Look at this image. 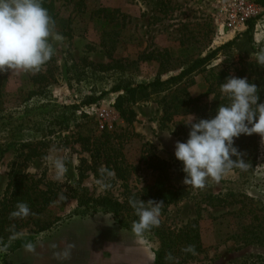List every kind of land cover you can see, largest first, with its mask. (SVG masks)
<instances>
[{"label": "rangeland", "instance_id": "374dc122", "mask_svg": "<svg viewBox=\"0 0 264 264\" xmlns=\"http://www.w3.org/2000/svg\"><path fill=\"white\" fill-rule=\"evenodd\" d=\"M99 7L115 10L107 34H103L101 19L94 12ZM56 8L60 17L70 18L71 29L68 35L53 30L62 39L50 38L54 49L51 59L38 72L0 73V200L8 164L17 158L21 145H28L24 152L35 148L40 155L26 161L24 171L39 178L43 188L47 185L59 192L37 218H62L42 230L23 225L10 237L0 239V249L5 250L0 251V264H152L150 258L159 247L154 231L136 236L132 229L116 224L108 212L85 214L70 197L80 181L81 159L90 164V155L75 141V133L99 131L97 117L85 112L89 106L107 109L103 111L112 121L109 131H114L113 142L115 147L119 144L129 165L125 182L105 165H98L96 171L84 168L87 176L81 185L91 195H110L122 201L130 192L140 193L142 199L143 189L157 177L144 154H154L166 162L169 183L188 191L181 201L161 205L157 227L174 229L192 220L199 224L204 250L180 264H264V245L245 231L264 226V140L260 135L254 133L250 170L231 169L219 182L209 179L204 188L197 189L183 183L182 162L174 156L175 142L188 136L189 127L184 122L190 115L195 122V113L175 115L162 127V94L152 95L133 105L136 115L127 126L113 108V87L146 82L157 75L166 78L240 33L219 35L215 0H84L78 12L73 2L58 0ZM259 47H264V13L255 19L250 37L239 35L210 66H227L232 76L238 77L239 68H246L258 57L255 50ZM151 51L158 57L146 59ZM107 64L112 66L98 67ZM42 74L45 77L34 83L33 77ZM194 80L188 87L191 96H201L200 103L210 106L217 90L206 93L208 85L202 74ZM100 94L96 102L85 103ZM126 128L129 133L124 134ZM57 159L67 168L59 180L54 166ZM17 238H26L35 251H27L26 246L9 251L11 239ZM69 243L75 245L71 256L57 259L54 253Z\"/></svg>", "mask_w": 264, "mask_h": 264}, {"label": "trees", "instance_id": "16d2710c", "mask_svg": "<svg viewBox=\"0 0 264 264\" xmlns=\"http://www.w3.org/2000/svg\"><path fill=\"white\" fill-rule=\"evenodd\" d=\"M58 0H41L42 6L47 9L49 16L54 21V29L63 34H70V18H62L58 14L56 2ZM65 3L73 2L76 11L82 9L84 0H63ZM264 10V0H256ZM114 11L106 7H99L94 12L100 17V28L107 34L110 24L114 21ZM255 19L247 22V27L234 38L223 43L220 46L210 50L204 56L194 59L187 66L182 67L175 74L169 75L166 78H161L159 75L155 76L146 82H137L135 84L117 85L111 90L116 94L113 108L117 111L118 116L130 126L135 118V111L133 105L147 101L152 95L162 94V119L161 126H166V122L172 121L173 116L178 114L195 113L198 119L211 118L214 116L217 107L220 104L227 103V100L220 95V85L225 78L232 76L227 66L212 65L211 60L222 50L235 43L240 35L250 37V33L254 27ZM102 45L105 46L104 42ZM257 55L264 53V47H259L255 50ZM161 56V54L159 55ZM158 55H153V52H148L146 59L156 58ZM161 58V57H160ZM111 64L103 67L107 69ZM120 67V66H118ZM122 70V68H121ZM202 74L204 82L208 85L206 93L214 92V97L210 106L201 104V96L193 97L188 91V87L194 84V77ZM247 75V79L255 83L258 87L259 101L264 100V66L257 63L256 59L247 63L246 68H239L238 77ZM255 77L252 79L251 77ZM45 75H37L33 77V82L37 83ZM169 96V98H167ZM102 95L90 98L85 101L86 104L96 102ZM84 116V115H83ZM128 128V127H127ZM124 130V134L129 133L128 129ZM178 132L181 128H177ZM177 132V133H178ZM98 134H84L82 132L75 133V141L79 142L82 150L90 155V164L86 165V160L81 159V164L78 167L79 183L72 190L71 198L75 200L76 208L82 209L85 214H93L97 211L108 212L111 214L113 221L125 228L132 229L133 223L138 220L134 209L130 206V199H140V193H130L120 201L110 195L93 196L89 193L86 186L81 185V180L87 176L85 169H92L96 171L98 165H105L106 169H111L115 177L120 181H126L128 175V164L123 157L121 148L115 147L113 142L114 131L99 130ZM254 133L252 135H243L236 138L234 146L242 153V158L247 165L253 158L255 149ZM254 142V144H253ZM117 144V143H116ZM26 147L28 145H25ZM17 154V158L12 160L9 165L7 174V182L3 190L0 200V239L10 237L11 234L16 233L23 225H32L39 230L47 229L52 224H56L62 217H55L51 221H40L37 216L46 211V209L53 203L59 192L51 186H41V180L35 178L33 175L24 171L25 163L34 156L40 155L37 149L33 148L24 152L23 147ZM145 159L147 166L157 172V177L154 183L143 189L141 197L143 201L149 199L152 201L162 202L164 205L177 203L188 195V191L183 186H173L169 183V175L167 172L166 162L154 154L146 153ZM255 156V155H254ZM235 159V157H232ZM234 167L232 169H236ZM250 170V166L247 167ZM95 174V173H94ZM26 203L30 209V214L27 217H13L11 214L17 210L19 203ZM244 206V204H242ZM72 214V213H71ZM70 214V215H71ZM70 215H67L70 216ZM247 229V228H246ZM159 238V247L155 254V264H180L185 260L193 259L194 254L204 250L197 220H192L183 226L169 229L162 227H152L150 229ZM252 233L257 239L256 242L264 245V226L261 224L256 228H248L245 230ZM5 241V240H3ZM9 251L15 250L19 247L26 246V238L11 239ZM192 246L195 252H188L185 249ZM171 255L174 260H169Z\"/></svg>", "mask_w": 264, "mask_h": 264}, {"label": "clouds", "instance_id": "9594fccd", "mask_svg": "<svg viewBox=\"0 0 264 264\" xmlns=\"http://www.w3.org/2000/svg\"><path fill=\"white\" fill-rule=\"evenodd\" d=\"M53 30L54 21L41 0H0V73L9 70L38 72L54 54L50 38L62 39L59 34L54 35ZM256 61L264 66V53ZM219 90L227 103L220 104L211 118L195 119L193 122L194 117L190 115L184 122L189 127L187 139L175 142L174 146V156L182 162L185 173L183 183L197 189L204 188L209 179L219 182L234 167L247 169L242 153L234 146V138L256 133L264 140V102H258L257 85L247 78L230 76L225 78ZM54 166L56 179L59 180L67 168L60 159L55 161ZM61 199H64L63 195ZM147 202L139 198L129 201L138 216L132 225L136 236H142L160 223L162 202ZM29 214L28 205L21 202L11 215L23 218ZM74 247L69 243L54 256L66 260ZM26 250L34 252L35 246L29 243ZM185 251L194 253L195 249L188 246ZM150 259L155 264V256ZM168 259L174 260L171 255Z\"/></svg>", "mask_w": 264, "mask_h": 264}, {"label": "built area", "instance_id": "2783aa9c", "mask_svg": "<svg viewBox=\"0 0 264 264\" xmlns=\"http://www.w3.org/2000/svg\"><path fill=\"white\" fill-rule=\"evenodd\" d=\"M215 3V18L218 23L219 35H222L224 32L239 33L243 29H246L249 20L257 19V17L264 13L262 6L256 0H215ZM103 110L107 109H99L98 106L85 108L86 113L97 117L99 130H111L112 121L107 119V113ZM93 111L95 114H93Z\"/></svg>", "mask_w": 264, "mask_h": 264}]
</instances>
